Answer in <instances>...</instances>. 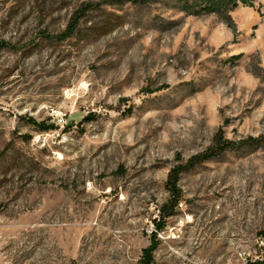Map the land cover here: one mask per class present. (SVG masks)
<instances>
[{
	"label": "rangeland",
	"instance_id": "1",
	"mask_svg": "<svg viewBox=\"0 0 264 264\" xmlns=\"http://www.w3.org/2000/svg\"><path fill=\"white\" fill-rule=\"evenodd\" d=\"M183 8L0 0V264H137L217 132L261 141L180 174L153 264L264 259V0Z\"/></svg>",
	"mask_w": 264,
	"mask_h": 264
},
{
	"label": "trees",
	"instance_id": "2",
	"mask_svg": "<svg viewBox=\"0 0 264 264\" xmlns=\"http://www.w3.org/2000/svg\"><path fill=\"white\" fill-rule=\"evenodd\" d=\"M125 1L131 3H149L153 0H115ZM184 4L186 11H193L194 14L215 13L220 16L229 26H231V16L235 8L242 4L244 6L253 7L256 0H180ZM78 13H75L71 21L68 23L66 29L58 36L60 40L70 37L74 34L77 22ZM92 119V118H86ZM29 121L34 124L39 131L48 132L54 130L57 126L54 123H48L45 120L37 121L29 118ZM264 140V138H262ZM261 141L260 137H252L244 139L242 142L235 144L227 138H224L221 132H217L214 138V145L210 147L205 153L193 156L186 164L177 165L173 167L167 177L166 186L169 192V198L165 204L160 208L161 220L155 221L156 228L150 235V243L147 247L143 248L142 255L137 264H153L154 253L159 245L158 232L165 227L166 217L171 215L169 208L177 206L180 199V190L178 188L179 176L183 171L192 169L197 163L210 159L225 152L226 150L240 148L246 145L258 144ZM245 264H264V259L248 260Z\"/></svg>",
	"mask_w": 264,
	"mask_h": 264
}]
</instances>
